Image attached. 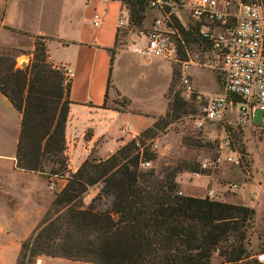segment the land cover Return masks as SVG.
I'll return each mask as SVG.
<instances>
[{
	"label": "trees",
	"instance_id": "trees-1",
	"mask_svg": "<svg viewBox=\"0 0 264 264\" xmlns=\"http://www.w3.org/2000/svg\"><path fill=\"white\" fill-rule=\"evenodd\" d=\"M119 1L128 10V24L117 31L114 46L107 49L111 63L121 48L120 32L141 31L151 0ZM168 10L164 6L163 11ZM172 25L185 42L194 37L193 25L186 30L178 19ZM22 53L12 45L0 46V92L21 116L16 168L47 178L65 177L66 182L21 241L15 264H36L42 256L93 264H264L252 258L249 248L254 208L179 194L176 177L183 170L198 171L194 162L178 160L160 172L139 168L140 159H155L150 140L157 132L194 110L192 102L174 92L173 80L165 92L164 115L107 158L90 156L72 172L65 154L70 79L61 66L49 60L43 38L35 39L29 63L19 68L16 58ZM181 54L184 56L183 50ZM110 85L108 80V88ZM106 102L103 106L110 107ZM94 185L99 186L98 192L86 203L84 198ZM106 197L109 206L99 209ZM214 255L218 261L213 260Z\"/></svg>",
	"mask_w": 264,
	"mask_h": 264
},
{
	"label": "crops",
	"instance_id": "crops-1",
	"mask_svg": "<svg viewBox=\"0 0 264 264\" xmlns=\"http://www.w3.org/2000/svg\"><path fill=\"white\" fill-rule=\"evenodd\" d=\"M94 13L100 16L98 25L93 24ZM121 14L128 20V10L119 0H0V38H5L10 45L23 49L25 46L20 36H25L29 49H33L35 39L41 37L45 41L49 60L54 65L67 66L73 71L69 91L72 102L65 126L67 166L73 172L90 156L105 159L114 153L126 141V136L130 135L122 131V127L129 125L132 135L138 134L153 123V115H164L167 110L165 92L171 79L172 67L168 60L159 57L156 60L158 67L168 76L167 85L162 91L166 103L162 113L151 114L131 106L122 110L103 106L109 97L108 80L110 84L112 82V88L126 96L118 86L116 55L130 44H137L144 51L146 44L145 38L139 32L136 33L138 38L128 43L125 48H120L111 63L107 49L116 42L117 22ZM146 19L147 17L143 24ZM144 116L152 118L135 127L130 123L132 118L142 119ZM20 121V113L0 92V250L5 255L11 254L10 258L5 259L7 262L2 261V264H15L16 261L15 244L11 239L16 236L14 222L26 221L23 236H28L54 198L48 191L47 184H32L28 181V178L34 177L44 179V175L16 168L15 154ZM208 177H199L206 179L202 194L188 191L179 184L180 177L177 182L183 188L181 192L184 195L205 197L207 190L212 188L219 197L212 199L240 203L242 195L239 192L232 195L231 200L227 199L222 191L218 193L215 184H206ZM194 178L188 175L187 183H191ZM257 189L264 191L262 184L250 185V190L259 195ZM248 206L255 208L253 202ZM36 264L93 263L42 256L37 259Z\"/></svg>",
	"mask_w": 264,
	"mask_h": 264
},
{
	"label": "built area",
	"instance_id": "built-area-1",
	"mask_svg": "<svg viewBox=\"0 0 264 264\" xmlns=\"http://www.w3.org/2000/svg\"><path fill=\"white\" fill-rule=\"evenodd\" d=\"M183 4L163 0H151L150 8L159 11L153 21V27L140 32L145 38V50L150 55L168 60L177 66L180 95L185 100L200 98L193 86L191 67L201 65L194 60L181 36L171 24V15L181 19L179 10ZM168 6L167 12L163 11ZM189 14L194 20L193 35L202 53H212L218 61L221 91L207 97L199 112L189 115L192 129L201 133L206 141L215 145L216 152L211 156L199 158L198 171H191V178H199L203 171L216 169L222 163L239 168H247L244 154L236 146V133L249 127L257 129L262 136L264 152V4L263 0H189ZM100 16L93 14V24L98 25ZM169 23V24H167ZM128 20L120 15L118 30L127 26ZM162 25V28L160 26ZM189 25L183 23L187 30ZM183 50L184 57H181ZM66 79H71L70 67L61 66ZM256 111L261 112V123L254 122ZM212 126L213 133L205 130ZM122 131L133 134L130 126ZM137 136V134L132 135ZM133 139V138H132ZM151 150L157 154V137L150 140ZM138 144V143H137ZM142 150V146L140 148ZM140 158L141 155H140ZM154 160V159H153ZM153 160L139 161V168L152 166ZM68 167V166H67ZM73 172V171H72ZM229 191L236 190V182H227ZM182 194L181 191H178ZM206 196L213 198L217 192L209 188ZM255 260L264 263V249L254 254Z\"/></svg>",
	"mask_w": 264,
	"mask_h": 264
},
{
	"label": "rangeland",
	"instance_id": "rangeland-1",
	"mask_svg": "<svg viewBox=\"0 0 264 264\" xmlns=\"http://www.w3.org/2000/svg\"><path fill=\"white\" fill-rule=\"evenodd\" d=\"M183 2L184 5L181 10L178 11L181 19L177 16H174L173 19L171 18V24H174L175 26L176 19H178L182 25L183 23L191 25L194 22L189 14V0H183ZM158 14L159 12L157 10L150 8L147 11V19L143 24L141 31L127 30L124 35L120 32V35L118 36V42L120 43L119 47L125 48L128 43L134 42L136 38H138V34L136 33L139 32L140 34V32L143 33L149 31L154 18ZM6 34L9 35L7 31ZM20 39L25 47L21 49L23 53L16 58V65L19 68H23L29 63L32 57L31 52L33 49H29L27 37L20 36ZM185 44L190 54L195 57L194 60L201 63V65H192L190 70L192 74L193 86L196 92L200 95V98L188 100L192 102L194 110L186 114H181L179 117L173 119L166 126V128L157 132L156 137L159 152L156 154L152 166L143 170L153 168L156 172H160V170L167 165L174 166L178 160L182 159L194 162L199 168L198 162L201 156H211L216 152L215 145L213 143L206 141V139L202 137L201 133L195 132L192 129L189 115L198 113L201 104L207 97L221 91L220 73L218 69L219 61L213 57L212 53L207 52V57L206 53L200 52L194 37H191L188 42H185ZM6 45H10L8 40L0 38V46L3 47ZM181 57L184 56L182 55ZM156 60H158V57L150 55L145 49L144 51L140 50L139 45L137 44H130L127 49L121 50L116 55L115 67L118 68V86L127 97L122 95L118 89L110 86L109 97L106 104L110 107L118 109H126L131 106L151 114L162 113L166 108L162 91L167 85L168 76L164 70L158 67ZM166 64L168 65V63ZM171 67L172 73L170 82L171 80L174 82V92H181L178 74L175 73L178 68L173 63H171ZM173 72L175 74H173ZM190 109L191 108H189V110ZM153 117L155 120V118L159 116L153 115ZM151 118V116H144L142 119L134 117L130 120V123L133 127H135L142 121L146 122L147 120H151ZM261 120V112L256 111L254 122L259 124L261 123ZM122 123H124V121ZM205 132L213 133L212 126L207 128ZM126 138L127 139L123 144L130 139L135 138V136L130 134L126 136ZM194 139L200 141V145L194 144ZM261 140V133L255 128L249 127L240 130L236 133V146L243 152V160L247 168H239L232 166L229 163H222L214 170L211 169L203 171V175L209 176V181L206 184H215L218 193L219 191H222L227 199L231 200L232 195L235 196L239 192V194L242 195L239 201L240 203L247 206L252 202L254 203L256 215L253 234L251 236V245L249 247L251 249L253 259H255L254 254L264 248V191L257 189L260 192L258 195L256 192L253 193L250 190L251 184H255L257 186L258 184H262L264 187V152ZM207 143H210V145H207ZM190 172L191 171L189 170H183L177 175L176 180L180 177L181 183L179 182V184H182L188 191L202 194L203 184H205L206 179L194 178L191 183H187L186 180L188 175L191 176ZM65 176H67V173ZM28 181L32 184H47L48 191L54 195L55 192L59 191V189L65 184L66 179L65 177L51 175L49 178L45 177L44 179L42 177L28 178ZM227 182H236L238 184V188L233 191L227 190ZM98 188L99 186L94 185L89 189L87 196L84 198L86 203L89 202V200L98 192ZM181 190H183V188L180 187L179 191ZM225 196H220V198H225ZM214 198L219 197L216 196ZM109 204L110 198H103L98 205V208L104 209L109 206ZM26 225L27 222L24 220H16L14 222V234L16 236L11 239H13V243L15 244L14 252L16 256L18 254L21 241L27 237L23 236L25 234ZM10 257L11 254L6 253L5 255L0 250V264H2V261L3 263L7 262L5 259ZM213 260L218 261L216 255H214Z\"/></svg>",
	"mask_w": 264,
	"mask_h": 264
}]
</instances>
